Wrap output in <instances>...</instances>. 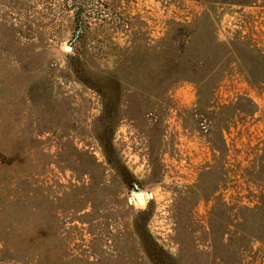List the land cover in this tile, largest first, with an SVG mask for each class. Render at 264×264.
<instances>
[{"label":"rangeland","instance_id":"rangeland-1","mask_svg":"<svg viewBox=\"0 0 264 264\" xmlns=\"http://www.w3.org/2000/svg\"><path fill=\"white\" fill-rule=\"evenodd\" d=\"M97 2L0 0V264H264V0Z\"/></svg>","mask_w":264,"mask_h":264},{"label":"water","instance_id":"water-1","mask_svg":"<svg viewBox=\"0 0 264 264\" xmlns=\"http://www.w3.org/2000/svg\"><path fill=\"white\" fill-rule=\"evenodd\" d=\"M133 196L139 205H145L146 201L143 198V191L142 190L133 191Z\"/></svg>","mask_w":264,"mask_h":264},{"label":"trees","instance_id":"trees-1","mask_svg":"<svg viewBox=\"0 0 264 264\" xmlns=\"http://www.w3.org/2000/svg\"><path fill=\"white\" fill-rule=\"evenodd\" d=\"M101 1H102V0H100V2H99V0H98L97 4H98V5H104V4H106V3H105V0H104L103 3H102ZM79 26L81 27L80 23H79Z\"/></svg>","mask_w":264,"mask_h":264},{"label":"bare ground","instance_id":"bare-ground-1","mask_svg":"<svg viewBox=\"0 0 264 264\" xmlns=\"http://www.w3.org/2000/svg\"><path fill=\"white\" fill-rule=\"evenodd\" d=\"M143 198H145V197L143 196Z\"/></svg>","mask_w":264,"mask_h":264}]
</instances>
